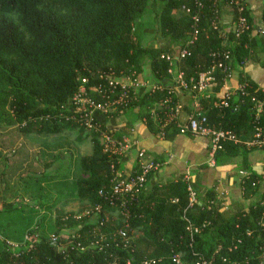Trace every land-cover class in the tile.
Instances as JSON below:
<instances>
[{"label":"trees","instance_id":"16d2710c","mask_svg":"<svg viewBox=\"0 0 264 264\" xmlns=\"http://www.w3.org/2000/svg\"><path fill=\"white\" fill-rule=\"evenodd\" d=\"M226 15L232 17L231 29L223 23ZM242 19L248 27L243 31ZM260 21L261 26L247 0H0V132L12 128L24 135H58L68 129L89 130L93 152L81 159V176L72 184L74 196L87 200L97 216L94 221L59 216L51 230L58 233L67 224L76 233L62 247L61 241L48 237L44 218L35 221L36 205L25 217L23 208L2 204L0 244L5 249L0 250V264H139L145 258L176 264L175 256L187 264L212 257L213 264H264V185L247 160L241 168L246 171L243 193L257 195L258 201L249 213L225 215L219 203H207L184 176L157 181L164 160L155 159L158 167L144 174L139 159L128 169L124 153L100 140L107 134L124 141L138 121L153 134L174 139L183 134L196 102L214 127L237 138L223 142L216 161L240 155L246 142L255 141L259 127L264 140V112L257 116L252 102L253 95L262 98L264 91L244 72L251 64L264 69V4ZM196 29L200 34L190 47L191 56L179 58ZM215 53H227L230 60L221 57L224 67H217L211 85L225 83L227 75L240 70L239 85H247L246 94L239 88L221 97L209 90L190 93L180 87V79L173 81L181 75L191 86L213 68ZM141 74L149 75L151 88L123 85ZM90 101L106 109H94ZM178 105L180 113L172 121L169 115ZM86 116L93 118L91 128ZM119 175L128 182L145 178L137 194L126 195V208L124 195H114ZM31 179L41 188V177ZM38 202L50 207L46 200ZM108 211L120 212L125 223L108 245L95 244L94 234L109 230ZM247 230L253 231L251 237Z\"/></svg>","mask_w":264,"mask_h":264},{"label":"rangeland","instance_id":"374dc122","mask_svg":"<svg viewBox=\"0 0 264 264\" xmlns=\"http://www.w3.org/2000/svg\"><path fill=\"white\" fill-rule=\"evenodd\" d=\"M135 79L137 84H141L148 80V77L143 74L137 75ZM91 139L89 130L82 132L80 129H68L58 135H24L12 128L0 132V207L3 204L7 209H11L16 205L18 209L23 208V215L28 217L32 207L36 205L39 213L33 215L35 221L39 222L44 218L48 237L61 241V246H65L76 233L75 228L67 224L57 226L58 233L52 231L51 227L59 216L64 221L71 216L76 220L91 221L97 217L93 214L96 209L87 200L74 196L75 189L72 184L81 176V159L92 155ZM100 140L120 154L122 147L127 144L126 140L117 142L107 134L100 137ZM33 176L41 177V188L35 183L36 179H31ZM61 195L64 196L58 199ZM40 199L48 201L47 205L50 207L42 206L38 202ZM105 217L109 230L100 235L95 233V244L108 245L116 239L119 227L125 223L118 211H108ZM140 234L141 232H138L133 235V239ZM10 242L14 247L18 244L16 240ZM3 249L5 248L0 244V250L4 251Z\"/></svg>","mask_w":264,"mask_h":264},{"label":"crops","instance_id":"0c3cea01","mask_svg":"<svg viewBox=\"0 0 264 264\" xmlns=\"http://www.w3.org/2000/svg\"><path fill=\"white\" fill-rule=\"evenodd\" d=\"M247 2L252 15L261 26L260 18L264 0H247ZM223 23L228 29L233 28L230 15L225 16ZM151 45L159 46L155 42ZM244 72L264 91V69L260 65H248ZM176 75L177 72L174 71V76ZM239 75L240 70H234L231 78L225 83L210 85L208 88L210 95L221 97L229 90L237 89ZM146 76L148 80L139 85L144 90L151 88L154 84L149 75L146 74ZM177 79L179 76L173 77V81ZM186 97L184 95L181 101H184ZM126 141L124 152L126 168L130 169L137 163L138 154L143 150L147 153L149 160H164L162 168L157 173V181L168 182L184 176L207 203L209 200L219 203L225 215L243 211L249 213L250 207L258 201V196L253 193L244 195L241 185L242 177L246 175V171L241 170L244 159L248 161L251 169L262 177V185H264V148L252 144V141L245 143L247 148L242 150L240 155L223 157L222 161H216L215 165H212L209 159L208 136L183 133L176 135L174 139L167 140L162 134H153L143 122L138 121L134 124L132 135ZM245 151L248 152L247 156L244 155Z\"/></svg>","mask_w":264,"mask_h":264},{"label":"built area","instance_id":"2783aa9c","mask_svg":"<svg viewBox=\"0 0 264 264\" xmlns=\"http://www.w3.org/2000/svg\"><path fill=\"white\" fill-rule=\"evenodd\" d=\"M196 21H199L198 18H196ZM218 26L215 25V29H217ZM240 30L243 31L245 30L247 27V23L245 19H242L240 22ZM199 30H195V32L193 33L192 37L190 38V40L187 42V46L186 48H184L180 54H179V58H186L188 56H191V51H190V47L194 46L196 44V42L199 39ZM220 56V59H218ZM165 57V56H164ZM163 57V58H164ZM214 57V66L212 69H210L208 72L202 73L199 77V79L196 82H193V84L191 86L187 85L184 81H182V76L179 75V79H180V87H182L185 90H188L190 93L191 92H196V94H200L203 92H206L209 88V86L216 80L215 76H214V72L215 70L218 68H223L224 67V62L223 59H221V57H224L225 60L229 61L230 60V55L227 53L224 54H213ZM168 60H171L170 56H167ZM232 74L227 75V79L229 80L231 78ZM111 80V79H110ZM126 84V85H125ZM123 85L124 86H128V85H132L135 87H138L140 84L136 83V79H129V81H123ZM244 94H246L247 92V85H239L238 87ZM80 96H78L77 98H79ZM252 102L255 105V110L257 111V116L260 115L261 113L264 112V96L262 98H259L255 95L252 96ZM91 103V107H93L94 109H106V106H102V104H94V102L90 101ZM223 106L227 107L228 103L227 101H223L222 102ZM196 106V111L190 116L189 121L187 126L182 130V133L186 134V132H190L193 135H203V136H208L210 139V152H209V159H210V163L212 165L216 164V155L218 154L219 151L223 150V142L224 141H228V140H233V141H237V138L235 136L234 133L230 132V131H223L220 129H217L216 127H214L208 120L207 117H204L201 112L198 110L199 108V103L196 102L195 104ZM180 109L181 106L178 105L175 113L170 114L169 115V119L173 121V119L177 118L179 113H180ZM87 120H86V125L87 127L91 128L93 126L92 121L93 118H89V116H86ZM73 120H77V117H74ZM261 132H262V128L259 127L257 128V134H256V139L255 141H252V144L255 145H259L262 148H264V140L261 139ZM122 153L125 152V147H122ZM138 159L142 164L143 167V171L144 174H146L147 172H149L152 169H156L158 167V164H156L154 162V160H149L147 159V153L143 150H141L138 154ZM118 179H120V182H118L115 187H114V195H124L123 196V202H122V206L126 208V195L128 194H137L139 192V185L141 183H143L145 181L144 176H141L137 179L136 181H132V182H128V180H126V178L122 175H119ZM191 192V196H192V201L194 202V193L191 191V188L189 189ZM119 197H117L118 199ZM260 226L264 228V213H263V217L260 223ZM196 233L199 232L198 229L195 230ZM247 236L251 237L253 234L252 230H247ZM122 235H124V233H121ZM222 248L220 247L218 250H221ZM231 251L233 250V248L230 249ZM264 251V249H263ZM174 262L176 264H187V263H182L181 259L179 256H175L174 257ZM158 260L156 259H148L145 258L143 259L139 264H157ZM215 262V258L212 257L210 259H205V258H200L199 260L195 261L193 264H213ZM128 264H131V262L129 261Z\"/></svg>","mask_w":264,"mask_h":264}]
</instances>
